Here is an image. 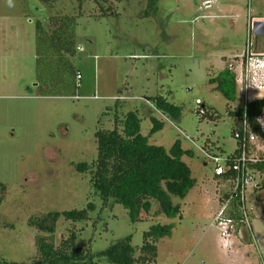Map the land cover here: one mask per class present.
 <instances>
[{
  "label": "rangeland",
  "instance_id": "obj_1",
  "mask_svg": "<svg viewBox=\"0 0 264 264\" xmlns=\"http://www.w3.org/2000/svg\"><path fill=\"white\" fill-rule=\"evenodd\" d=\"M225 1L157 0L151 9L147 0H56L47 7L49 14L75 15L72 64L80 79L74 96L48 97L36 96L34 88L35 15L32 12L31 24L21 17L23 7L28 13L25 6L33 1L0 0L1 29L16 20L23 35L13 43L0 38L1 260L30 264L36 257V236L50 237L56 246L69 233L75 235V247L92 254L129 237L136 255L142 233L161 224L170 231L155 242L151 264H264V194L251 196L252 185L247 192L251 239L220 238L212 220L226 189L212 178V164L203 162L197 150L206 143L212 154L230 155L234 143L227 113L242 102L264 97L260 74L242 92L238 65L231 69L233 102L208 82L231 61L217 57L229 56L230 43L244 53L246 39L253 38L251 29L248 35L243 25L233 29L216 12L214 7ZM12 29L8 26V32ZM155 95L178 107L177 120L156 112L148 99L149 108L142 103L141 97ZM195 99L204 116L195 113ZM127 112L136 114L139 133L149 144L167 150L178 141L181 149L192 152L180 160L194 185L182 199L170 198L179 207L173 218L162 216L151 203L143 221L130 223L119 205L92 196L86 176L70 166L90 163L96 154L93 133L112 130L114 119ZM152 117L161 127L150 133ZM88 203L92 212L86 221L59 218L52 235L27 226L29 218L80 210Z\"/></svg>",
  "mask_w": 264,
  "mask_h": 264
},
{
  "label": "trees",
  "instance_id": "obj_2",
  "mask_svg": "<svg viewBox=\"0 0 264 264\" xmlns=\"http://www.w3.org/2000/svg\"><path fill=\"white\" fill-rule=\"evenodd\" d=\"M50 6L56 0H38ZM157 0H147L152 9ZM75 15L54 14L41 20L33 21L34 35V88L36 96H74L76 86L75 73L78 69L72 64L75 53ZM255 38V36H254ZM227 101L233 102L236 97V85L233 72L226 68L215 78L208 79ZM156 112L170 120H177L180 110L165 100L161 95L146 97ZM246 104L244 114L250 133L259 137L256 119L264 108V97L254 98ZM149 103V102H148ZM204 112V108L201 104ZM243 105H238L227 113L231 119L232 130L240 129V118ZM205 112L203 113L204 116ZM150 133L160 129L161 122L150 118ZM95 157L90 163L71 164L72 169L86 176L92 196L101 203L110 200L119 205L127 215L130 223L143 221L148 215L151 203L157 206L159 213L166 218L179 214V207L173 205L171 197L182 199L193 187L187 166L181 162L182 156L191 157L192 152L183 150L178 141H174L165 150L147 142L139 133V120L134 112H127L122 119H114L112 130L97 129L93 133ZM229 157L239 152L238 143ZM208 144L201 149L211 153ZM254 143H246V153L252 154ZM207 149V150H206ZM214 155V154H212ZM203 160V158H202ZM204 162V160H203ZM251 173H263L264 164H253L247 167ZM215 179V178H214ZM222 179H225L223 177ZM264 194V176L257 184ZM257 190H253L256 192ZM4 186L0 183V197ZM225 197V195H223ZM92 205L86 204L83 209L63 212H51L39 218H29L27 226L39 233L52 235L57 219L78 223L88 219ZM169 225L154 224L142 233L140 247L135 250L129 244V237L110 244L105 250L92 254L88 250L75 247V235L68 237L54 246L50 237L36 236L34 247L36 257L30 264H98L103 259L105 264H151L155 259V242L167 236ZM0 264H24L6 262Z\"/></svg>",
  "mask_w": 264,
  "mask_h": 264
},
{
  "label": "built area",
  "instance_id": "obj_3",
  "mask_svg": "<svg viewBox=\"0 0 264 264\" xmlns=\"http://www.w3.org/2000/svg\"><path fill=\"white\" fill-rule=\"evenodd\" d=\"M244 53L242 55V64L240 69L242 92L245 94V89L249 86L248 81L256 80L254 76L259 74L264 77V52L253 51L251 40L247 39ZM246 40V41H247ZM260 71V73H259ZM257 72V74H256ZM260 76V77H261ZM80 73H75L76 86ZM246 100V99H245ZM250 102H242L243 114L240 118V129L233 131L232 140L238 143L239 152L234 156H217L212 155L205 150L198 148L203 160L212 164V178H215L225 187L222 191L219 204L220 207L214 214L212 223L218 230L219 237L222 239H230L237 237L240 241L251 239L249 230V208L247 206V192L251 186L250 195L255 196L257 193H262L258 190L257 184L264 176L263 173H251L247 168L248 165L264 164V119L263 109L256 119L258 125L259 137L254 133H250L247 120L244 114L246 104ZM195 113L198 116L203 115L201 102L198 99L194 100ZM189 142L190 140L187 139ZM246 143H254L255 148L252 154L246 153ZM225 177V179H222ZM257 190L253 192V190ZM223 190V189H222ZM225 195V197L223 196ZM257 200V199H256Z\"/></svg>",
  "mask_w": 264,
  "mask_h": 264
},
{
  "label": "crops",
  "instance_id": "obj_4",
  "mask_svg": "<svg viewBox=\"0 0 264 264\" xmlns=\"http://www.w3.org/2000/svg\"><path fill=\"white\" fill-rule=\"evenodd\" d=\"M31 1L33 2H31L30 5L25 6L26 11L28 13H25L24 7L22 11L21 6L19 5V9H20L19 11H22V14L20 13L21 17H25V21H27V23L31 24L30 19H31V15L33 16V14L35 15V18L33 20L35 19L41 20L42 18L48 15H51L48 12L49 11V8H47L48 6H45L38 0H31ZM214 8L217 13H220L222 18H227V20H229V24H231V27H233V29L235 28L237 29L239 25H240L239 28H241V26L243 25L244 31L246 32L247 35H248V31L252 29V24L254 22L264 21V0H246L245 3L243 0H226L223 4L218 3V5ZM17 24L18 23L16 22V20L8 21L6 29L5 28L1 29L0 27V38L3 37L2 39H5V41L7 40L9 43H13L17 41L18 39H22L23 35L21 37V30H20L21 26ZM8 26H12L13 28L9 32H8ZM251 37H252V34H251ZM254 41L256 42V45L258 46L257 49H259V45L264 48V39L256 38V37L254 38L253 36V38L251 39L252 45ZM247 42L248 40L245 42V44ZM234 45H235L234 42L230 43L229 45L230 46V48L228 49L230 51V53H228L229 56L228 55L217 56L223 60H227L228 58H231V61L227 65V68L230 70L231 69L234 70L236 65H238L240 69L241 64H242V55H243L242 50L241 51L238 49L234 50V47H235ZM20 47L21 46H17L15 47V49L18 50ZM149 97H152V96H149ZM141 98H142L141 99L142 103L145 104L147 108H149L150 104L147 102L146 97H141Z\"/></svg>",
  "mask_w": 264,
  "mask_h": 264
},
{
  "label": "water",
  "instance_id": "obj_5",
  "mask_svg": "<svg viewBox=\"0 0 264 264\" xmlns=\"http://www.w3.org/2000/svg\"><path fill=\"white\" fill-rule=\"evenodd\" d=\"M251 31H252V36H255L256 38L264 39V21L254 22L252 24ZM257 50L259 52H264V48H261V49L259 48ZM242 242H245V240H242Z\"/></svg>",
  "mask_w": 264,
  "mask_h": 264
},
{
  "label": "flooded vegetation",
  "instance_id": "obj_6",
  "mask_svg": "<svg viewBox=\"0 0 264 264\" xmlns=\"http://www.w3.org/2000/svg\"><path fill=\"white\" fill-rule=\"evenodd\" d=\"M259 46H260V45H259ZM257 47H258V46L256 45V42L254 41L252 47H250L249 49L252 50V52H253V51H256ZM242 60H243V59H242ZM261 97H262V96H261ZM258 98H259V97H258ZM251 100H252V99H251ZM247 102H248V100H247Z\"/></svg>",
  "mask_w": 264,
  "mask_h": 264
}]
</instances>
